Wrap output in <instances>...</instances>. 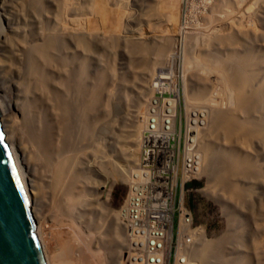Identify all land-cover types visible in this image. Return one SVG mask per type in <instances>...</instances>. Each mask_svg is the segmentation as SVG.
Masks as SVG:
<instances>
[{
    "label": "rangeland",
    "instance_id": "obj_1",
    "mask_svg": "<svg viewBox=\"0 0 264 264\" xmlns=\"http://www.w3.org/2000/svg\"><path fill=\"white\" fill-rule=\"evenodd\" d=\"M34 1L0 0V25L5 36L0 38L1 73L13 62V53L7 46L16 47L26 39L37 43L38 26L45 27L46 18L56 17L60 23L63 61L75 68L78 80L94 87L93 93L98 99L90 115L94 121L88 138L75 139V146L69 149L53 151V146L49 147L53 157L68 162L78 173L68 195L67 190H62L63 196L49 194L48 187L38 178V165L30 158V172L25 174V180L35 194L36 232L48 264H123L119 213L114 219L116 238L109 228L113 217L91 214L96 202L88 187L91 188L96 178L104 179L102 172L115 168L123 172L126 168V148L132 146L137 129L141 130L148 100L158 93L152 85L160 78L166 79L163 83L167 89L156 91L163 96L171 92L178 95V112L185 101V85L195 83L205 87L196 106H202L207 113L219 109L232 111L234 120L261 117L264 96H255L252 91L257 86L264 87V0H41L39 10L31 11L26 5ZM56 64L59 72L63 70L62 60H56ZM235 65L245 66V72L252 73L248 88L242 84L236 90ZM53 73L55 80V70ZM53 73L49 71L48 76L52 77ZM247 95L250 101L239 111L237 102ZM104 109L107 114L101 117ZM49 115L51 112L46 108L42 121L53 130L51 136L57 138ZM234 120L231 134L225 132V138H221L219 132L213 143H222L226 150L246 154L254 162L255 154L264 155V139L248 138L246 131L238 133ZM207 126L212 124L208 121ZM60 135L63 137L62 131ZM25 138L26 134L21 142L29 153ZM255 167L258 166L255 164ZM251 172L235 178L241 191L230 201L225 192L226 210L220 207L218 213L198 193L184 195L185 205L192 210L196 224L205 225L208 231L219 227L217 238L209 240L224 242L223 256L228 257L223 260L224 264L232 263L231 258L234 264H264V247L257 233H251L247 214L246 187L249 188V180L254 181L248 175ZM112 175L106 177L97 199L115 212L120 210L126 183ZM203 185L205 177L201 175L194 189ZM230 216L235 218L233 238Z\"/></svg>",
    "mask_w": 264,
    "mask_h": 264
},
{
    "label": "bare ground",
    "instance_id": "obj_2",
    "mask_svg": "<svg viewBox=\"0 0 264 264\" xmlns=\"http://www.w3.org/2000/svg\"><path fill=\"white\" fill-rule=\"evenodd\" d=\"M40 2L41 0H35L30 4L32 6L28 3L26 6L31 11H38ZM58 20L59 19L56 17L50 20L46 18L45 21L47 25L45 27H43L44 24L38 26L37 43H30L26 39L16 45V47L12 48L11 46H7L10 52L13 53L12 66L7 67L8 70L5 68L3 73L0 71V121L2 130L27 199L30 203L33 217H36L34 211L35 198L33 197L35 194L28 188L26 184L27 179L25 180V174L29 175L30 172V158L38 165V178L41 182L45 183V187H48V191H50L49 194H59V196H63L62 190H67L68 195L78 179V173L74 169H71L68 162L64 160L58 161L56 156L53 157V153L49 147L52 145L54 148L53 151L63 149V147L69 149L75 146V139L78 141L88 138L90 134H92V122L94 121H92L90 115L95 107V101L98 100L93 93L96 91L94 87H90L88 84L86 85L87 82L85 83L78 80L75 68L70 66L71 63H67L66 60L65 62L63 61L62 47L61 45L59 46L61 32L59 31L60 23ZM3 35L4 31L0 25V38L4 39L5 36ZM154 53H159V51H155ZM172 55L173 52L171 53V56ZM56 60H62L63 70L61 69L60 72L59 69L56 68ZM0 66H2V64ZM54 70L56 72L55 80ZM49 71L53 73L52 77L48 76ZM247 73L248 72H245V66L235 65L234 77L237 91L240 90V85L242 84L247 88L250 86L253 75L252 73ZM189 81L190 80L187 82L189 83ZM160 84V82L159 84L157 83V86ZM188 85H185V96L183 99V101L185 100L186 108L191 111L198 110L199 112H203L206 119V126L203 128V133H197L196 135L197 143L195 153H197L198 162L196 176L198 178L201 175L205 177V187L199 192L207 198L216 201L223 210H226V200L223 197L225 192L230 201L231 198H235L241 191L239 185L235 183V178L239 179L238 177L244 176L247 171H252L251 174L248 175L253 180H256L258 179L257 174L259 173L258 167H255V161H251L248 155L240 154L238 151L235 152L231 149L226 150L223 148L222 143H218L219 145H217L216 142L215 144L213 143L217 139L216 135L219 132L222 133L221 138H225L226 133H228V135L231 134L234 120L232 117L233 112L221 111L217 107L219 109L218 112L208 111L207 113L202 106H196L197 100L199 101L200 94L204 92L205 87L203 85L196 86L195 83H190V86ZM164 88L167 89L166 87ZM159 89L163 90L162 86H160ZM252 92L255 96L262 95L263 97L264 87L262 85L257 86L253 88ZM13 94H15L14 99ZM249 96L250 95L244 96L245 99L238 100L237 107L239 111L245 103L250 101ZM31 105H35L33 111ZM250 105L254 108V104L251 103ZM46 108H49L51 112L49 116L53 119L55 126L54 133L57 132V138L51 136L53 130H49L47 124L42 121V114ZM105 111V109L102 110L100 113L101 117H105L107 114ZM260 115V118L256 115L255 118L234 120L238 133L246 131L245 134L248 138H259L260 136L262 137L261 139H264V113H260ZM143 117L141 116L140 121H143ZM208 121L212 126H207ZM104 128H106V126H104ZM142 128L143 124L140 129L142 130ZM141 130L139 131V129H137L136 131L138 134L136 138L133 139L134 146L137 145L139 141ZM60 131L63 132V137H61ZM25 134V141L28 144L29 153L21 142V138L23 139ZM246 135L242 136L245 137ZM237 141L240 142L241 139L238 138ZM111 174H113L112 178H114V176L115 178L119 176L117 178L119 179L121 177L126 183V179L123 175L124 173L122 174L121 169L115 168L107 173L102 172L101 175L104 179L99 181V177L96 178V182L93 183L91 188L88 187V189L95 196L96 202V206L93 208L91 214H98L107 218L113 217V223L110 224L109 228L112 231V235L118 238L114 219L116 218V214L120 211L114 212L113 210H108L104 202H98L97 199L104 187L105 180L107 179L106 177ZM246 189L248 192L249 188L246 187ZM67 204L68 206L70 205L68 201ZM229 218L230 225H232L231 227L233 229V238L235 218L234 216H230ZM211 241L209 239H204L198 242L196 241V243L192 245L190 256L193 261H190L189 264H224L225 257L228 258L225 254L223 256V247H225L223 244L224 242H222V240ZM225 242L227 243V241ZM242 259L244 261L245 256ZM226 261L228 262L230 260L228 259ZM231 262L234 264L232 258ZM240 264H242V262H240Z\"/></svg>",
    "mask_w": 264,
    "mask_h": 264
},
{
    "label": "built area",
    "instance_id": "obj_3",
    "mask_svg": "<svg viewBox=\"0 0 264 264\" xmlns=\"http://www.w3.org/2000/svg\"><path fill=\"white\" fill-rule=\"evenodd\" d=\"M163 80L166 79L153 83L152 88L158 93L148 100L139 141L125 152L127 166L121 172L126 179V193L119 210L123 264H189L193 261L192 245L217 238L219 232V227L208 231L205 225L196 224L192 210L184 202V195L198 193L217 213L221 210L217 202L207 200L199 192L205 185L194 189L199 181L196 135L203 133L205 115L187 109L184 102L178 112V95L171 92L163 96L156 91L162 90L160 86L164 89ZM257 154L253 160L258 166L259 178L248 181L247 214L251 233H257L264 247V155Z\"/></svg>",
    "mask_w": 264,
    "mask_h": 264
},
{
    "label": "water",
    "instance_id": "obj_4",
    "mask_svg": "<svg viewBox=\"0 0 264 264\" xmlns=\"http://www.w3.org/2000/svg\"><path fill=\"white\" fill-rule=\"evenodd\" d=\"M0 264H47L30 203L5 140L1 121Z\"/></svg>",
    "mask_w": 264,
    "mask_h": 264
}]
</instances>
